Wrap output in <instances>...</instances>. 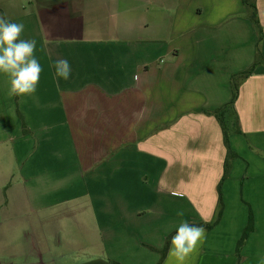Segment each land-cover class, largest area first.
<instances>
[{"label": "crops", "instance_id": "crops-1", "mask_svg": "<svg viewBox=\"0 0 264 264\" xmlns=\"http://www.w3.org/2000/svg\"><path fill=\"white\" fill-rule=\"evenodd\" d=\"M255 4L262 62L239 84L237 156L206 227L226 153L206 111L229 100L230 76L256 54L242 1L0 0L43 69L24 97L0 75V264H155L168 236L160 264H175L184 220L206 230L188 264H262L264 0Z\"/></svg>", "mask_w": 264, "mask_h": 264}, {"label": "clouds", "instance_id": "clouds-1", "mask_svg": "<svg viewBox=\"0 0 264 264\" xmlns=\"http://www.w3.org/2000/svg\"><path fill=\"white\" fill-rule=\"evenodd\" d=\"M23 31L22 23L11 22L4 15H0V75H4L8 80L9 96L24 97L35 93L43 71L35 56L36 41L23 39ZM53 67L57 78L69 79L71 66L66 59L55 61ZM172 194L181 195L179 192ZM176 214L182 217L185 212L179 209ZM205 238L204 227L190 224L187 220L181 221L171 238L168 254L175 259V264H188L198 253Z\"/></svg>", "mask_w": 264, "mask_h": 264}, {"label": "trees", "instance_id": "trees-1", "mask_svg": "<svg viewBox=\"0 0 264 264\" xmlns=\"http://www.w3.org/2000/svg\"><path fill=\"white\" fill-rule=\"evenodd\" d=\"M241 1H242V4L244 5V7L246 9V16L252 22V24H253L256 32H257L256 54H255V58H254L253 62L251 63V65L249 67H247L246 69H244L238 73H234L230 76L231 96H230L229 100L226 101L225 103H223L222 105L212 109V110L206 111L209 114L213 115L216 118V120L218 121L220 128H221V132H222L223 143H224V146L226 149V153H225V157H224V161H223L222 176H221V178L217 184L218 202L220 203V206H219V209H218V212L216 214L214 221L211 223H205L206 227H210L213 224H215L221 216L222 198H221L220 187H221L222 181L225 179V177L227 176V174L229 172L231 160L235 156H237L236 152H234L232 150V148L229 144V136L232 133L240 132L238 115H237L236 110L234 108V102L238 96L239 84L244 78H246L248 75H250L253 72V70L255 69V67L258 64H260L262 62V54L260 52L259 45H260V42H261L262 37H263V32H262V27H261L259 20H258L255 0H241ZM23 130H25V128ZM195 225H201V223H198ZM252 229H253V215H252L251 210H249L246 225L242 229V232H241V234H240V236L236 242V253L237 254H238L241 246L244 244V241L246 240L248 234L252 231ZM169 238H170V236H168L166 238L163 246L160 248V250H159L160 257H159V260L155 264H160L161 261L163 260L165 254L167 252V249H168ZM116 264H119V263H116Z\"/></svg>", "mask_w": 264, "mask_h": 264}, {"label": "rangeland", "instance_id": "rangeland-1", "mask_svg": "<svg viewBox=\"0 0 264 264\" xmlns=\"http://www.w3.org/2000/svg\"><path fill=\"white\" fill-rule=\"evenodd\" d=\"M57 250H58V253H63L64 251H68V250H70V249H68L66 246H61L60 247V245H58L57 246ZM62 250H64V251H62ZM71 252H74V250L72 251L71 250ZM117 262H114L113 260H111V264H116ZM120 264V263H119Z\"/></svg>", "mask_w": 264, "mask_h": 264}]
</instances>
